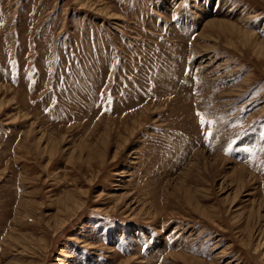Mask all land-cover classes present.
<instances>
[{
  "label": "rangeland",
  "instance_id": "374dc122",
  "mask_svg": "<svg viewBox=\"0 0 264 264\" xmlns=\"http://www.w3.org/2000/svg\"><path fill=\"white\" fill-rule=\"evenodd\" d=\"M0 264H264V0H0Z\"/></svg>",
  "mask_w": 264,
  "mask_h": 264
},
{
  "label": "snow or ice",
  "instance_id": "6c2138e0",
  "mask_svg": "<svg viewBox=\"0 0 264 264\" xmlns=\"http://www.w3.org/2000/svg\"><path fill=\"white\" fill-rule=\"evenodd\" d=\"M201 122L203 123V120Z\"/></svg>",
  "mask_w": 264,
  "mask_h": 264
}]
</instances>
